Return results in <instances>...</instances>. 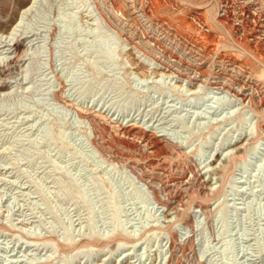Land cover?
<instances>
[{
    "label": "rangeland",
    "instance_id": "1",
    "mask_svg": "<svg viewBox=\"0 0 264 264\" xmlns=\"http://www.w3.org/2000/svg\"><path fill=\"white\" fill-rule=\"evenodd\" d=\"M140 1L37 0L23 14L31 0L0 5V80L7 83L0 90V264H167L171 254V264H264V170L260 161L253 164L257 154L261 159L262 143L237 166L253 165L251 185L236 183L226 159L231 140L235 146L264 137V57L253 52L251 40H264V0ZM200 11H206V31L193 26ZM159 17L169 18L178 35L203 40L205 50L216 45L218 59L225 54L245 62L246 75L254 78L248 82L217 65L215 80L227 71L233 84L262 90L256 111L250 106L244 112L234 102V116L242 114L244 122L223 125L234 127L220 141L216 104L227 95L209 89L213 58H198L167 29L157 38L165 41L163 53L156 54L148 40L156 30L147 21ZM153 59L169 62L161 71L170 77L142 74ZM197 67L208 69L210 84L194 80L193 86L178 78L195 75ZM92 120L108 130L95 131ZM124 126L169 142L174 157L167 173L148 166L159 154L141 135L123 133ZM109 143L123 156L119 163ZM220 155L228 164H219ZM226 174L232 198L240 192L245 201L254 197L250 216L241 221L234 222L231 209L237 214L246 205L221 200L220 178ZM158 175L181 182L177 198L171 199ZM152 182L170 206L154 199ZM201 192L204 199L192 198ZM190 214L197 220L192 232L185 224Z\"/></svg>",
    "mask_w": 264,
    "mask_h": 264
},
{
    "label": "bare ground",
    "instance_id": "2",
    "mask_svg": "<svg viewBox=\"0 0 264 264\" xmlns=\"http://www.w3.org/2000/svg\"><path fill=\"white\" fill-rule=\"evenodd\" d=\"M142 1V0H141ZM140 1V2H141ZM145 1V0H144ZM150 1V0H149ZM148 1V2H149ZM35 2H37V0H31V3L28 5V6H26L23 10H22V12H21V14H23V13H26V11L27 10H29V9H31L33 6H34V3ZM142 3H144V2H142ZM5 4H6V0H0V5L1 6H5ZM141 7V6H140ZM145 7H143V10L145 11V9H144ZM142 9V8H141ZM151 8H149V10H150ZM225 9V8H224ZM229 10V9H228ZM204 14H206V11H200V12H198V13H195L194 14V16H193V19H194V21H195V24L193 25V26H195L196 24L197 25H203V19L205 18L204 16ZM190 16V15H189ZM222 17H224L223 19L226 21V23H227V20L229 21L230 19H228L229 17H230V13L228 14V11L225 9V12L222 14ZM160 18V17H159ZM188 19V18H187ZM222 19V20H223ZM170 20V19H169ZM219 20H220V18H219ZM222 20L220 21L221 23H222ZM224 21V22H225ZM171 22V21H170ZM250 22V21H249ZM248 22V23H249ZM175 23V22H174ZM188 23V22H187ZM193 23V22H192ZM245 23V22H244ZM259 22L257 21L256 22V24H258ZM171 24H173V22L171 23ZM169 25L166 29L167 30H172L173 32H171L172 33V36L173 35H175V37L176 38H178V40L180 41V42H182V43H184V45L185 46H188L192 51H194L195 53H197V55L199 56L198 58H200V59H202V60H204V59H207V58H210L211 56H212V58H213V73H214V83L213 82H208V80H209V77H206V76H208L207 74L208 73H206L207 71H208V69H207V71L205 72L204 70H200L201 68H198L197 67V69H195V75H186V76H181V77H178V78H180L181 79V81H183V82H187L189 85H195L196 83H198L199 81H200V86H206V85H208V84H210V85H208V86H210V88L209 89H212L213 91H216L215 93H224L225 95H227V96H225V97H223V99L224 100H221V101H218L219 103H217V104H219V105H217L216 104V115H217V127H218V129H217V136H219L221 133L222 134H227L228 132L230 133V129H232V127H234V126H232L231 128L230 127H228V128H230V129H228L227 130V127H223V125L225 126V124L226 125H230V124H233V123H235V121H237L238 123H239V126H240V123L241 122H244V120L243 121H240V118L239 117H241V115H239V116H234V113H233V107H234V102H236V103H238V104H243L244 106L242 107L243 108V111L244 112H246V111H250V109H249V107L250 106H252L251 108H253V107H255V105L253 104L254 102H256L257 104H262V102H264L263 100H261L262 99V95H261V92H260V88H258L257 87V85H253V86H250L249 88H251L252 89V91L251 92H249L250 94H246V88H248V85H247V83L248 82H252V80H254V78H253V76H251V74H248V75H246L247 74V72H246V67H245V65H244V63H242V62H240L238 59H235V58H230V57H228V56H226L225 54H222V56H219V58L220 59H218V55H217V46L216 45H212V47L210 48V49H208V50H205L204 49V44H205V42H203V40H201V41H197V42H195V41H192V40H190V39H188V37L187 36H184V35H178V33L180 32H178L177 33V29H176V27H172V25ZM191 24V23H190ZM190 24H188L189 26H190ZM247 24V23H246ZM250 24V23H249ZM175 25H176V23H175ZM186 25V24H185ZM197 25H196V27H197ZM222 25H224V23L222 24ZM245 25V24H244ZM179 25H177V27H178ZM192 26V25H191ZM192 26V27H193ZM254 26V28H256L258 25H253ZM184 27H187V25L186 26H184ZM200 27V26H199ZM13 28V27H12ZM188 28V27H187ZM247 28V27H246ZM179 29V28H178ZM186 29V28H185ZM200 29V28H199ZM180 30V29H179ZM184 30V29H183ZM187 30H189V28L187 29ZM187 30H185V31H187ZM197 30V29H196ZM195 30V31H196ZM204 30V29H203ZM206 31V30H205ZM167 32V31H166ZM190 32H192V31H190ZM198 32V31H197ZM213 32V31H212ZM12 33V31L9 33V34H11ZM183 33V32H182ZM136 34V33H135ZM180 34V33H179ZM195 34H197V33H193L192 35H195ZM190 35V34H189ZM188 35V36H189ZM203 35V34H202ZM144 36V35H143ZM147 36V35H146ZM171 36V35H170ZM170 36H169V38H170ZM200 36V35H199ZM21 37H23L22 36V34H20L19 36H18V43L16 44V46H17V49L20 47L19 46V40H20V38ZM148 37V36H147ZM201 37V36H200ZM214 37V36H213ZM150 38V37H149ZM165 38H166V35H165ZM171 39V38H170ZM149 40V39H148ZM159 40V39H158ZM169 40V39H168ZM212 40V39H211ZM214 40V39H213ZM252 40V42L253 43H256L255 45H253L252 46V49L254 50L253 52H255V53H257V54H259L260 56H263L264 57V40H258L257 38H253V39H251ZM164 41V40H163ZM165 42V41H164ZM179 43V42H178ZM210 44H211V42H210ZM178 45V44H177ZM167 47V46H166ZM168 47H170V46H168ZM168 47H167V49H168ZM176 47V46H175ZM148 48V47H147ZM166 50V49H165ZM169 51V50H168ZM176 51V50H175ZM175 51H173V52H175ZM147 52V51H146ZM166 52V51H165ZM172 52V53H173ZM144 54H145V51L143 52ZM163 53V52H162ZM23 54H24V52H23ZM23 54L20 56V57H22L23 56ZM147 54V53H146ZM178 54V53H177ZM151 55V54H150ZM165 55V54H164ZM170 56H171V53L169 54ZM220 55V54H219ZM229 55H230V53H229ZM152 56V55H151ZM170 56H168V58L170 57ZM173 56V55H172ZM192 56V55H191ZM20 57H18L17 59H15V60H13V61H11V62H13V63H11V66H10V68H9V70H11L12 69V64H14V63H16L17 61H20ZM165 57H167V56H165ZM174 57V56H173ZM155 58V57H154ZM191 58V57H190ZM192 58H193V56H192ZM191 58V59H192ZM196 58V57H195ZM238 58V57H237ZM150 59V58H149ZM174 59V58H173ZM185 59V58H184ZM175 60V59H174ZM179 60H181V58H179ZM178 60V61H179ZM186 60H188V58L186 59ZM184 61V60H183ZM194 61V60H193ZM198 61V60H197ZM243 61V60H242ZM174 62V61H173ZM177 62V61H176ZM180 62V61H179ZM182 62V61H181ZM186 62V61H185ZM189 62V61H188ZM191 62V61H190ZM190 62H189V64H190ZM204 62V61H203ZM193 63V62H192ZM202 63V62H201ZM205 63V62H204ZM210 63H212V62H210ZM17 64V63H16ZM173 64V63H172ZM178 64H180V63H178ZM196 64V63H195ZM194 65V64H193ZM200 65H202V64H200ZM217 65H220L221 67L223 66L225 69L226 68H230V72H232V73H239V74H241L242 75V77L243 78H245V76H246V80H248V82L247 83H244L243 82V84L242 83H235V84H233L232 83V79L230 78V76H228V75H226L227 73V71H225V72H223V74L220 72V73H218V75H217V77L219 78H217L218 80H215L216 78V73L215 72H218V71H220L219 69L218 70H216V68H217ZM189 66V65H188ZM209 66H210V64H209ZM165 68V69H167L168 67H169V62L167 61L166 63H165V65H164V62H161V61H159V60H156V59H153V63L152 64H147L146 63V68L144 69V70H142L141 72H142V74L143 75H145V76H147L149 79H153V78H155V77H159V78H161V77H164V76H166V75H169V77H170V75L171 74H166L165 72H163V71H161V68ZM194 67V66H193ZM211 67V66H210ZM222 67V68H223ZM171 68V67H170ZM181 68H182V66H181ZM190 68V67H189ZM169 69V68H168ZM175 69V68H174ZM178 69V68H177ZM176 69V70H177ZM186 69V68H185ZM185 69H184V71H185ZM192 69V68H191ZM190 69V70H191ZM183 70V69H182ZM222 70V69H221ZM229 70V69H228ZM192 71V70H191ZM181 72V71H180ZM182 74H183V71H182ZM189 74V73H188ZM210 74V73H209ZM172 75H174V74H172ZM235 75V74H234ZM253 75H256V74H253ZM180 76V75H179ZM232 76V75H231ZM236 76V75H235ZM173 77H176L177 78V76H173ZM213 77V76H212ZM233 77V76H232ZM194 80H197L196 81V83H194L195 81ZM205 81V82H204ZM246 82V81H245ZM208 83V84H207ZM6 86H7V83H6V81L5 80H0V90H3V89H5L6 88ZM179 86V85H178ZM180 87H182V85L180 86ZM248 88V89H249ZM262 88V87H261ZM190 89H192V88H190ZM196 90L195 91H197L198 89L197 88H195ZM264 90V89H263ZM262 91V90H261ZM264 94V93H263ZM229 96V97H228ZM230 97H234V99L232 98V99H229ZM262 102H261V101ZM255 103V104H256ZM254 105V106H253ZM263 105V104H262ZM261 106V105H260ZM224 109V110H223ZM254 109V108H253ZM253 109H251V110H253ZM256 109V108H255ZM254 109V110H255ZM262 110V109H261ZM256 111V110H255ZM259 111V110H258ZM199 112H201L200 110H198V111H196V113L198 114ZM264 113V112H263ZM246 115V114H245ZM259 115V114H258ZM257 115V116H258ZM262 115V114H261ZM264 116V115H263ZM264 118V117H263ZM93 121V120H92ZM262 122H263V120H262ZM92 124H94V128H95V131L97 130V132H99V133H101V134H104V132H106L108 129L107 128H104V129H100V128H98V125L97 124H95V122L93 121L92 122ZM264 125V124H263ZM259 126V125H258ZM257 126V128L259 129V127ZM261 127V126H260ZM263 127V126H262ZM238 128V127H237ZM241 130V129H240ZM260 130H262L261 132H262V134H264V128H260ZM122 131H123V133H126V134H128V135H132V134H136V135H141V137H143V138H145V140H147L149 143H151V144H153V148L155 149V151H156V154H159L157 157V159L155 160H149L148 161V166H150V167H152V168H154L155 170H156V173L158 172H162L161 174H163V173H167L169 170H170V168L172 167V162H171V159H172V156L174 155V153H172L171 152V149H170V144H169V142H167L164 138H161V137H159V136H152V135H150L146 130H143V129H140V130H136L134 127H131V126H124L123 128H122ZM258 131V130H257ZM259 133H260V131H259ZM229 136H233V134H229ZM222 138H224V136H222L221 137V139ZM232 138V137H231ZM255 137H251V140H247V143L246 144H242V145H235L234 146V144H233V140H231L230 141V145H228L229 147V150L227 151L228 153L226 154V155H229V157L230 158H226V157H221V155L219 156V164L221 165L222 164V161H223V164H224V161L227 159H229V162H230V166H231V170H229V171H232L231 172V174L236 170V169H239V171L241 172V173H243V174H245L246 172H247V174L249 173V176L248 177H246L245 179H241V177H242V175H241V177H240V181L239 182H242L243 181V184L245 183V184H250L251 185V180H252V177L254 176V173H253V165L251 164V163H249L248 161H246V162H244V163H242V165H246V164H248L249 166H250V171L249 170H243L242 169V165H240L239 167H237L238 166V163L240 162V161H245L246 160V158H247V156H249L248 154L249 153H251V151L253 150V147H255V145L256 144H259V142H261L262 143V145H264V137H263V139H262V141H260L259 139L258 140H255L254 139ZM262 138V137H261ZM230 139V138H229ZM105 140V139H104ZM254 140V141H253ZM109 141V140H108ZM224 141H226V139H224L223 140V142ZM103 142V141H102ZM126 143V142H125ZM128 144V147H136V144L135 143H131V142H127ZM102 144V143H101ZM103 145V144H102ZM221 145H225V142L222 144V142H221ZM226 145H227V143H226ZM106 146V145H105ZM107 147H110L111 149H113V153H114V155H113V162H117V163H119L120 162V160H119V158H121V157H123V156H121L120 154H118V152H116L115 151V147L114 146H112V144H107ZM224 147V146H223ZM222 147V148H223ZM226 147V146H225ZM106 148V147H105ZM135 149V148H134ZM252 149V150H251ZM101 150H102V148H101ZM239 150H241V154H239ZM243 150V151H242ZM238 151V152H237ZM260 151H262L263 153H261L262 154V156H261V159H259V157L257 158V156H256V161L253 163L254 164V168H255V166H257L258 164H257V161L259 162H261V166L264 164V149H260ZM257 152V151H256ZM255 152V153H256ZM257 154V153H256ZM174 157V156H173ZM252 157H253V154H252ZM224 158H226V159H224ZM226 162V161H225ZM227 163V162H226ZM129 164V163H128ZM228 164V163H227ZM260 164V163H259ZM220 167V166H219ZM229 168V167H228ZM228 168L226 169V170H228ZM246 168V167H245ZM135 169V168H134ZM132 170V169H131ZM153 170V169H152ZM224 170V169H223ZM153 172V171H152ZM227 172V171H226ZM140 173H142V172H140ZM237 173V172H236ZM235 173V174H236ZM144 174H145V172H143L142 173V176L144 177ZM169 174V173H168ZM256 174V173H255ZM227 175V174H226ZM229 175L230 174H228L227 176V178H225V177H223V176H221L223 179H227L228 180V183H229V181H230V179H229ZM139 177V176H138ZM255 177V176H254ZM157 178V177H156ZM163 177H160L159 175H158V179H160L159 180V182H161L160 184L162 185V187H163V189L165 190V191H167V193H168V195L171 197V199L173 200V198L175 199V198H177L178 196H179V194H180V192L183 190H181V182L180 181H178V180H175V179H173V180H171V179H167V180H163L162 179ZM237 178H239V177H237L236 175H235V181H236V183H237ZM254 180V179H253ZM150 181V180H149ZM148 181V182H149ZM158 182V183H159ZM153 184L151 185L152 187H154V189H153V196H154V199L156 200V201H159V203L160 204H162V205H165V206H170V202H168V201H164V200H161L160 198H159V196H158V194H157V189H155V187H156V185L154 184L155 182H152ZM225 183V182H224ZM233 183V182H232ZM149 184V183H148ZM221 184V183H220ZM230 184V183H229ZM243 184H241V186H245V185H243ZM230 187L231 186H229L228 187V185L227 184H223V185H221V195H223V197H222V201L224 202V204H226L227 202H229V201H231V200H234L235 202L236 201H238V202H236V204L237 203H240V204H242V203H244V205H246V208H245V206H242L241 208H238L239 209V213H237V214H235V210L234 209H231V211H232V214L233 215H235V216H233L235 219H236V221H234V222H237V219L238 220H243V219H245V218H248L250 215L248 214V212H249V209H253V207H254V205H253V203H254V197L252 198L251 196H253V195H251V196H249V197H251L253 200H249V202L246 200H244V199H242V198H244V196H243V193L242 192H240V195H239V197H237V198H232L230 195H229V192H231V190H230ZM225 189H227L226 190V192H225ZM181 190V191H180ZM254 190V189H253ZM194 193V192H193ZM245 193V192H244ZM198 195H196V196H192V198L193 197H197V196H202L203 197V199H204V197H206V193L204 194L203 192H201V193H197ZM205 195V196H204ZM170 199V198H169ZM197 199V198H196ZM201 199V198H200ZM242 201H241V200ZM240 200V201H239ZM245 209H246V215H244V211H245ZM211 210V209H210ZM184 211H186V210H184ZM206 212H208V210H205ZM177 212V211H176ZM187 212V211H186ZM205 212V213H206ZM180 213V212H179ZM212 213V212H211ZM251 214V213H250ZM223 215H224V217H225V215H226V212L224 211V209H223ZM229 215H231V214H229ZM188 217L186 218V227L189 229V231L190 232H192V230L195 228V225H196V223H197V220L196 219H194L193 217L194 216H192L191 214L190 215H187ZM244 216H246V217H244ZM226 218V217H225ZM234 218H230V219H234ZM224 223H225V221H224ZM229 223V222H228ZM227 229H229V226H227L226 227ZM234 229V228H233ZM228 231V230H227ZM231 231V230H230ZM232 232H234V231H232ZM231 232V233H232ZM173 237V238H172ZM171 238H172V244H173V240H174V238L175 239H178V237H177V235L176 234H174V236H172ZM182 240V239H181ZM178 242H179V240H178ZM177 242V243H178ZM174 243H176V242H174ZM178 245V244H177ZM150 246V245H149ZM152 249H154L155 250V248H154V246H155V243H153L152 245ZM173 246H175V245H173ZM245 246H243V248H244ZM142 248V247H141ZM145 248H146V245H145ZM144 248V250L146 251V249ZM172 249H171V252H172V250H173V248L174 247H171ZM184 248V247H183ZM184 249H186V248H184ZM103 250V249H102ZM191 250V249H190ZM246 250V249H245ZM176 251V250H175ZM240 251H241V249H240ZM174 252V251H173ZM172 255L173 254H171L170 255V259H169V261H168V263L167 264H171V262H172ZM178 261V260H177ZM143 264H151V262H145V263H143ZM153 264H161V261H159V262H153ZM246 264V263H245Z\"/></svg>",
    "mask_w": 264,
    "mask_h": 264
},
{
    "label": "built area",
    "instance_id": "3",
    "mask_svg": "<svg viewBox=\"0 0 264 264\" xmlns=\"http://www.w3.org/2000/svg\"><path fill=\"white\" fill-rule=\"evenodd\" d=\"M150 5V4H149ZM140 16H142L141 18H144V17H146V16H144V15H142V14H139ZM146 24V23H145ZM240 24V23H239ZM170 25V21H169V18H165V17H160V18H157V19H152L151 21H147V27L149 28V30H151L152 28L154 29V30H156V32H152V33H150V38H149V40H150V46L151 47H149V48H153V50L155 51V53L156 54H159L160 52H163V50H164V42H162V43H158L157 42V38L158 37H161L162 35H163V31H165L166 30V28L168 27ZM198 26H200V28L201 29H204V30H207V28H206V26H203V25H198ZM166 44H168V41H167V43ZM236 103V102H235ZM238 105V104H237ZM250 114V115H249ZM248 117L249 116H251V113L250 112H248V115H247ZM223 136V134L221 133L220 135H219V137H218V140L220 141L221 140V137ZM225 145H226V143H225ZM225 145H222V147L223 146H225ZM261 145V144H260ZM261 148H263L264 149V145H262V146H260ZM258 157H260V155H258L257 154V158ZM246 167V168H245ZM262 170H264V164L262 165V166H259ZM242 169L243 170H249L250 169V166L248 165V164H244V165H242ZM250 171V170H249ZM236 176L237 177H239V178H237V184H241V183H243V181L242 182H239L240 180V177H241V175H242V177H241V179H245L246 177H248L249 176V173L247 174V172L245 173V174H243V173H241L240 171H239V169H236ZM254 172V171H253ZM254 177V176H253ZM225 182V183H224ZM220 183H221V185H225V184H228V180L226 179H223V178H220Z\"/></svg>",
    "mask_w": 264,
    "mask_h": 264
}]
</instances>
